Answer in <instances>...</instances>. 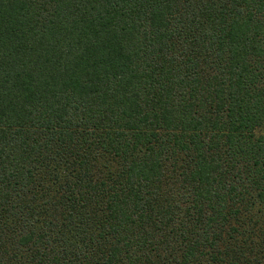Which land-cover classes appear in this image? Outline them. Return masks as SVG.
<instances>
[{
	"label": "trees",
	"instance_id": "trees-1",
	"mask_svg": "<svg viewBox=\"0 0 264 264\" xmlns=\"http://www.w3.org/2000/svg\"><path fill=\"white\" fill-rule=\"evenodd\" d=\"M0 264H264V0H0Z\"/></svg>",
	"mask_w": 264,
	"mask_h": 264
}]
</instances>
